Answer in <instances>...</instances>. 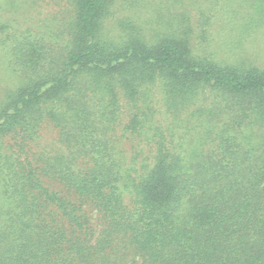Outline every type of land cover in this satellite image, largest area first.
<instances>
[{
	"label": "trees",
	"instance_id": "16d2710c",
	"mask_svg": "<svg viewBox=\"0 0 264 264\" xmlns=\"http://www.w3.org/2000/svg\"><path fill=\"white\" fill-rule=\"evenodd\" d=\"M0 264H264V0H0Z\"/></svg>",
	"mask_w": 264,
	"mask_h": 264
},
{
	"label": "rangeland",
	"instance_id": "374dc122",
	"mask_svg": "<svg viewBox=\"0 0 264 264\" xmlns=\"http://www.w3.org/2000/svg\"><path fill=\"white\" fill-rule=\"evenodd\" d=\"M43 132H44V140H46V141L51 140V138L53 136L52 133L49 130L47 131V129L44 130Z\"/></svg>",
	"mask_w": 264,
	"mask_h": 264
}]
</instances>
